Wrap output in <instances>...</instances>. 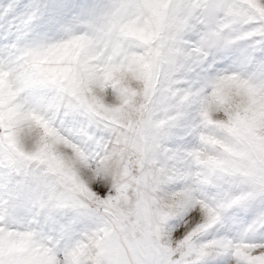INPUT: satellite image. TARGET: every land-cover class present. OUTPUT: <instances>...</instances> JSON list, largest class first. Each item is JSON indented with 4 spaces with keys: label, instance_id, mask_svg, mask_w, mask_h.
Returning <instances> with one entry per match:
<instances>
[{
    "label": "clouds",
    "instance_id": "obj_1",
    "mask_svg": "<svg viewBox=\"0 0 264 264\" xmlns=\"http://www.w3.org/2000/svg\"><path fill=\"white\" fill-rule=\"evenodd\" d=\"M264 4V0H259ZM199 0H108L83 31L16 45L0 56V150L23 159L75 146L56 120L67 106L113 119L146 121L158 131L185 129V174L193 188L244 190L254 166H264V79L224 71L193 78L196 65L184 32ZM240 16L221 22L225 39H244ZM199 67L200 65H196ZM85 177L88 176L84 172ZM0 213V264H91L87 241L57 251L33 219Z\"/></svg>",
    "mask_w": 264,
    "mask_h": 264
},
{
    "label": "snow or ice",
    "instance_id": "obj_2",
    "mask_svg": "<svg viewBox=\"0 0 264 264\" xmlns=\"http://www.w3.org/2000/svg\"><path fill=\"white\" fill-rule=\"evenodd\" d=\"M229 15L249 25L241 41L264 46L259 0H199L183 29L192 36L184 44L196 65L234 44L220 30ZM56 124L74 156L51 146L34 159L0 150V213L23 203L35 221L75 209L90 223L70 244L89 242L96 249L91 264H264V166L252 168L241 191L207 181L193 188L182 147L146 121L67 106Z\"/></svg>",
    "mask_w": 264,
    "mask_h": 264
},
{
    "label": "rangeland",
    "instance_id": "obj_3",
    "mask_svg": "<svg viewBox=\"0 0 264 264\" xmlns=\"http://www.w3.org/2000/svg\"><path fill=\"white\" fill-rule=\"evenodd\" d=\"M107 5L108 0H0V56L16 45L41 38H60L68 29L83 31L99 19ZM21 18H30V21L21 25ZM224 71H240L264 79V46L240 41L217 48L204 64L193 65L191 74L193 78L203 80ZM190 142L191 137L185 135L183 127H177L170 135L172 146L183 147ZM11 214L15 220L33 219L32 210L23 203ZM34 223L66 245L78 238L90 221L75 209L67 208L57 210L51 216L42 213L35 217Z\"/></svg>",
    "mask_w": 264,
    "mask_h": 264
}]
</instances>
